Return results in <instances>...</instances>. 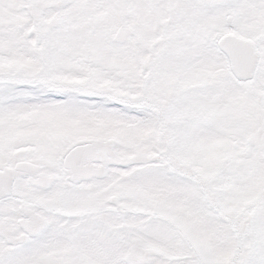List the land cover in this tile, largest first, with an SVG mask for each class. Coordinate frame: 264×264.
<instances>
[{
  "label": "snow or ice",
  "instance_id": "snow-or-ice-1",
  "mask_svg": "<svg viewBox=\"0 0 264 264\" xmlns=\"http://www.w3.org/2000/svg\"><path fill=\"white\" fill-rule=\"evenodd\" d=\"M0 264H264V0H0Z\"/></svg>",
  "mask_w": 264,
  "mask_h": 264
}]
</instances>
